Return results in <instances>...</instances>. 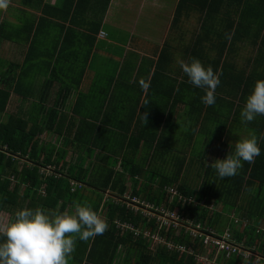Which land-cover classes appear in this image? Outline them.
<instances>
[{"label":"trees","instance_id":"16d2710c","mask_svg":"<svg viewBox=\"0 0 264 264\" xmlns=\"http://www.w3.org/2000/svg\"><path fill=\"white\" fill-rule=\"evenodd\" d=\"M109 3L110 0H59L57 8L66 11V17H75L99 10L105 13ZM188 10L198 14L200 22L198 34L186 46L189 59L198 58L221 73L215 105L203 104L200 99L203 90L189 83L178 68L173 46L178 39L172 32L149 68L141 70L140 66L134 83L130 82L127 87L120 85L113 93L114 107L134 104L133 110L124 113L126 117L112 108L115 114L110 119L101 107L100 115L104 112L108 119L92 118L81 114L77 108L75 114L80 117L70 119L63 132L60 127L64 117L55 108L48 111L50 116L44 120H30L12 113L0 118V146L7 145L8 152L20 154L25 160L21 163L19 157L0 151V213L7 205L64 211L72 201L90 200L108 223L103 235L87 241L77 239L69 264H198L195 254L188 251L194 248L197 252L205 246L202 239H194L184 228L177 233L176 228L169 226L168 232L161 234L176 246H186V251L169 249L166 244H158L155 249L153 240L144 236L146 229H155V219L149 220L142 211L131 209L124 202L129 181L132 196H142L155 207L179 208L182 216L219 233L229 227L238 240L244 241L246 236L244 250L251 249L264 257V223L260 229L264 221V116L247 126L240 119L245 99L255 82L264 79V0H179L171 30L180 28ZM100 26L101 21L97 20L91 27L89 53ZM225 33L231 34V40L225 39ZM249 49V68H239L235 57L238 52ZM173 72L182 74L177 77ZM125 80L122 76L121 82ZM138 80L143 81L141 86L135 84ZM18 86L0 87V114L6 112L12 92L26 95L20 93ZM179 104L185 105L184 117L190 121L186 134L182 133V124L174 121ZM122 124L126 130L120 133ZM234 124L257 133L261 154L253 163L245 162L238 175L220 180L210 165L213 162H205L204 156L213 142L212 136L220 137L226 128L231 133L230 126ZM45 130L58 134L62 139L61 148L42 140ZM224 134L219 139H223ZM71 146L76 148L75 163L67 160ZM230 151L223 152L218 159L226 158ZM139 156L141 162H137ZM88 157L96 164L92 160L86 165ZM47 167L53 168L51 172ZM169 167L172 170H168ZM194 167L199 168L194 170L200 180L197 185H190L188 175ZM42 168L46 170L42 172ZM71 180L79 182L75 192L71 191ZM170 185L204 205L170 203L164 190ZM41 189L44 195H40ZM84 190L96 192V197L83 195ZM104 193L123 201L109 199L101 213ZM34 196L39 202L32 201ZM123 224L134 230L122 227ZM256 259L255 255L245 257L242 253L224 252L217 263L238 264L244 260L246 264H264L263 259Z\"/></svg>","mask_w":264,"mask_h":264},{"label":"crops","instance_id":"0c3cea01","mask_svg":"<svg viewBox=\"0 0 264 264\" xmlns=\"http://www.w3.org/2000/svg\"><path fill=\"white\" fill-rule=\"evenodd\" d=\"M138 1L110 0L105 13L99 10L92 14L88 13V15L66 17V11L57 8L59 0H9L7 9L0 10V87L19 85L20 93L29 96H20L16 92H12L6 112L0 114V118L12 113L30 120L37 118L44 120L50 116L48 111L55 108L61 111V115L64 117V123L60 127L63 132L64 129L66 131L65 126L69 124L70 119L74 120L80 117L75 114L77 108L81 114L92 118L108 119L106 117L108 115L112 119L115 114L113 109L126 117L124 113L133 110L134 104L130 103L126 108L114 107L112 95L117 87L120 85L127 87L130 82L134 83L135 72L140 69V66L141 70L149 68L153 59H157L165 39L172 32L178 39L173 42L176 64L180 65L179 62L182 60L188 61L189 55L186 52V46L198 34L200 23L198 14L188 10L189 14L184 13V21L180 28L171 30V23L179 0H172L169 5L162 0ZM117 5L123 8L120 21L126 23H121V27H114L109 31L107 29H111L112 26L109 27L108 23L111 21V15L114 14L112 10ZM145 9H148L149 14V17L146 18L143 16ZM130 10H136L137 15H140L142 19H147L148 23L151 20L153 26L156 22L155 32L151 28L146 29L147 25L141 26V30H123L128 24L127 21H130L126 17V15H130ZM97 20L101 21V26L95 36V44L89 53L92 44L91 27ZM141 20L139 19L137 23L132 21L131 27L138 26ZM101 32H105V35L100 36ZM250 49L238 52V56L235 57L239 68H249ZM175 68H177L176 65ZM181 74L173 72L172 75L180 77ZM120 76H124L126 80L121 82ZM141 83L143 81L138 80L135 84L141 86ZM132 96L135 99V94ZM121 98L129 99L127 96ZM103 102L104 107L101 106ZM101 107L107 111V115H104V112L103 116L100 115ZM184 108V104L178 105L175 109L174 121L178 125L182 124V133L186 134L188 130L186 127L190 126V121L184 117ZM110 111L112 113L109 115ZM121 128L120 133H123L126 127L122 124ZM230 129H232L231 133L228 128L221 132V135L225 132L223 139H219L222 138L221 135L220 137L212 136L214 139L211 146L207 147L204 156L205 162H214L223 152H228L231 149L230 142H236L239 137H245L249 132L246 129L241 131V128L236 124L232 125V128L230 126ZM255 134L257 135V133ZM45 135L54 137L55 142L51 141V138L45 139ZM53 135L55 133L45 130L41 137L44 142L61 148L62 144L59 143L62 141L58 134ZM228 136H230L229 140ZM217 141L222 143L223 149L213 153ZM74 159L72 163L78 159L77 154ZM92 160L91 157H88L86 165L91 164ZM95 162L93 160V164H96ZM11 179L14 180L15 177L12 176ZM22 190H20V195H22ZM71 191L75 192L76 189L73 190L71 186ZM40 192V195H44L42 189ZM82 194L92 196L93 199L97 193L84 190ZM110 197L109 193H104L100 206L101 213H104L102 209ZM32 201L39 202L35 196L32 197ZM88 203L92 202L88 200ZM73 204L72 201L66 210L71 211ZM18 209L20 207L13 206L11 208L7 205V209L0 213V223L9 222ZM49 211L57 212L58 208L56 211ZM100 215L104 219V215ZM211 258L214 256L211 255ZM219 258L214 264H218ZM196 262L198 263L197 260ZM244 263L245 261L241 260L238 264Z\"/></svg>","mask_w":264,"mask_h":264},{"label":"clouds","instance_id":"9594fccd","mask_svg":"<svg viewBox=\"0 0 264 264\" xmlns=\"http://www.w3.org/2000/svg\"><path fill=\"white\" fill-rule=\"evenodd\" d=\"M8 5L9 0H0V10ZM225 39L231 40V34L225 33ZM179 63L189 83L203 90L201 102L215 105L221 73L195 57ZM259 116H264V79L255 82L240 112L245 126ZM229 146L226 158L210 164L220 180L238 175L245 162L251 164L261 154L260 138L251 130ZM107 229L108 223L88 202H74L71 211L22 207L9 222L0 223V264H69L77 239L87 241Z\"/></svg>","mask_w":264,"mask_h":264},{"label":"built area","instance_id":"2783aa9c","mask_svg":"<svg viewBox=\"0 0 264 264\" xmlns=\"http://www.w3.org/2000/svg\"><path fill=\"white\" fill-rule=\"evenodd\" d=\"M105 32H101L100 36H104ZM5 146V145H4ZM4 146H0V151L4 152L6 155H10V152H8L7 150V145L6 148H4ZM17 157V156H16ZM15 157V158H16ZM75 182L74 180H71V186L72 189H74L75 187ZM79 186V182L78 185ZM165 192L167 193V196L170 198V201H175L176 199H178L179 201H188L189 203L194 202L196 204H202L204 205V202L197 200L195 197L193 196H186L183 193H181L179 191V189L175 186H166L165 187ZM138 197V196H134L133 198ZM126 199L124 200V202L127 204V206L129 208L132 209H136L134 206L129 205L130 203V199H128L127 197H125ZM140 208V207H139ZM152 211H150L149 214H144L149 220H154L155 219V210L158 211L160 208L163 207H154V204L152 205ZM210 208H213V206H211ZM138 210V209H137ZM179 213V212H178ZM177 212H171L173 219H167L166 217H164L163 221H158L156 223V229L153 230L152 232V228L150 227L149 229H146L143 234L146 237H150L153 242L154 240H156L158 242V244H166L167 247L169 249H174V245L175 248L182 250V251H186V246L184 245H177L173 242V241H168L166 239L165 236H163L161 233L162 231H167V229H169V226H173L174 228H176L177 230L180 228L181 223L179 221H177L179 219ZM177 218V219H176ZM197 223V222H196ZM122 223H120L119 225H121ZM193 227H191L192 229H196L197 227V232L193 233L191 230V235L194 236L195 238H200L202 239V244H204L207 248V251L205 252V250H199L196 252V250L194 248H190V250L188 251L191 254H195L196 260L198 261V264H214V262L216 261V259L218 258V256H220L221 254H223L224 252H226L227 254H233V253H238L240 254L243 249L245 248V242L244 241H240L236 238V236H234V238L236 240H234V238L232 237V235H230L227 231H224L222 233H219L217 230H215L214 228H202V224L198 223L195 224L193 223ZM131 227L130 225H125L123 224L122 227ZM131 229L134 230V227H131ZM260 229H263L262 227H260ZM161 230V233H160ZM137 233H139V229L137 230ZM174 245H173V244ZM157 244V245H158ZM246 251V250H243ZM250 252H253L251 250H248ZM211 255L214 256V258H211ZM251 255H255L258 259H263L264 257L260 256L259 254H250Z\"/></svg>","mask_w":264,"mask_h":264},{"label":"rangeland","instance_id":"374dc122","mask_svg":"<svg viewBox=\"0 0 264 264\" xmlns=\"http://www.w3.org/2000/svg\"><path fill=\"white\" fill-rule=\"evenodd\" d=\"M165 4H171L170 2H172V0H162ZM137 2H139L138 0H137ZM147 7H148V4L146 5ZM113 12H114V14H112L111 15V21H109V23H108V25H109V27L110 26H112V28L111 29H107V30H112L114 27H121V23L123 24V23H126V22H121L120 20H121V17H122V13H123V8L121 7V6H119V5H117V6H115L114 7V9L112 10ZM143 16L146 18V17H149V14H148V9H145L144 10V14H143ZM126 17H128V19L131 21H127L128 22V24H127V26L123 29V30H126V31H129V30H135V29H137V30H141L142 28H141V26H143V25H147V28L146 29H153V31L155 32V27L157 26V25H155V23L156 22H154V26L152 25V21L151 20H149L150 22L148 23L147 21V19H142L141 18V16L140 15H137V11L136 10H130V15H126ZM137 17V18H136ZM162 18H165V17H162ZM141 20L140 21V23H139V25L138 26H136L135 28H132L131 27V25H132V23L135 21V23H137L138 22V20ZM133 21V22H132ZM168 24V21L166 22V25ZM196 30V29H195ZM241 128V127H240ZM241 131H245V128H241ZM56 135V134H55ZM55 135H53V136H55ZM44 138L45 139H52L51 141H54L55 142V138L54 137H52L51 135H45L44 136ZM61 141H62V139H61ZM219 141H217V142H215V147L217 148H215L214 150L215 151H213V153L215 152V153H217V152H219V151H221L222 149H223V147H222V143H218ZM235 142V141H234ZM233 142V143H234ZM59 144H62L61 142L59 143ZM200 145H198V147H199ZM4 148H6V145L4 146ZM8 155V154H7ZM8 156H14V157H16L17 155H14V154H12V153H10V155H8ZM19 157V159H20V162L22 163V161H25L24 159H22L21 158V156H20V154H18V156L16 157V158H18ZM76 157V148L75 147H73V146H71V148L69 149V154H68V156H67V160H68V162H72V161H74L75 158ZM203 159H201V161H202ZM137 162H141L140 161V156H139V159H138V161ZM31 164V163H30ZM51 169H53L52 167H47V170L48 171H50L51 172ZM197 170V169H199V168H197V167H194L193 168V170L192 171H190V173H189V175H188V183L190 184V185H197L198 184V182H199V177H198V175H197V173L195 172V170ZM46 169H44V168H42L41 169V171L42 172H44ZM168 170H172V168H170L169 167V169ZM144 177H141V179H143ZM70 184H71V181H70ZM77 185H78V182H75V187H74V189H76V187H77ZM132 189H133V187H132V185H131V182L129 181L128 182V193H126V196L125 197H127L128 199H130L129 201H130V203H129V205H131V206H134L135 208H136V210L138 209V210H140V211H142V213L143 214H149L150 213V211H152V203L151 202H148L147 200H144L143 199V197L142 196H138V197H135V198H133L134 196H132L131 195V193H132ZM167 195V194H166ZM110 199H112V200H114L115 202H119V201H123V200H120V199H116V198H113V197H110ZM197 199V198H196ZM169 200V202L170 203H174L175 201H177L178 203H182V204H184V205H198V204H196V203H194V202H191V203H189L188 201H186V202H184V201H179L178 199H176L175 201H170V198L168 199ZM198 200V199H197ZM172 203V204H173ZM140 207V208H139ZM154 207H155V205H154ZM132 209V208H131ZM178 211H179V208H175V209H170L168 206L167 207H163V208H160L158 211H156L155 210V223H157L158 221H163V219H164V217H166L167 219H173V217H172V214H171V212H177L178 213ZM238 216V215H237ZM177 217H179V219L177 220V221H179L180 223H181V225H180V228H184L185 229V231L186 232H188L190 235H191V230H192V232L193 233H196L197 231V227H196V229H192L191 227H193L194 225H193V223H195V224H198V222L196 223L195 221H193L192 219H190V218H188V217H184V216H182L181 214H179L178 213V216ZM240 217V216H239ZM177 219V218H176ZM263 223H264V221H262L261 223H260V225L261 226H263ZM210 228V227H208V226H204V225H202V228L204 229V228ZM179 228V229H180ZM149 229V228H148ZM155 229H156V226H155ZM178 229V230H179ZM191 229V230H190ZM224 231H227L230 235H232V237L234 238V236L236 235L235 234V232L233 231V229H231V228H229V227H224V228H222ZM178 230H177V233H178ZM240 231H243V229H241ZM152 232H153V230H152ZM168 231H165V233H167ZM160 233H161V230H160ZM192 236V235H191ZM194 239H196L194 236H192ZM234 240H236L235 238H234ZM246 240V236L244 237V241ZM154 248L156 249V247H157V244H158V242L156 241V240H154ZM173 244V243H172ZM174 245V244H173ZM205 246V245H204ZM174 248H175V245L173 246ZM205 248H206V246H205ZM205 248L203 249V250H205ZM200 250V249H199ZM244 250V249H243ZM243 250H241L242 252V254L245 256V257H249L250 256V254H257V252L256 253H253V252H250V251H248V250H251V249H248V250H246V251H243ZM207 251V248H206V250H205V252ZM252 251V250H251ZM221 256V255H220ZM220 256H218V258L220 257ZM258 257V256H257ZM259 258V257H258ZM256 260H258V259H256ZM201 264H203V263H201Z\"/></svg>","mask_w":264,"mask_h":264}]
</instances>
